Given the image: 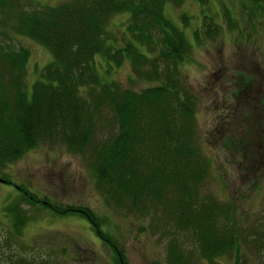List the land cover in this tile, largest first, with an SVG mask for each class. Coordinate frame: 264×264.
Masks as SVG:
<instances>
[{
	"label": "trees",
	"instance_id": "16d2710c",
	"mask_svg": "<svg viewBox=\"0 0 264 264\" xmlns=\"http://www.w3.org/2000/svg\"><path fill=\"white\" fill-rule=\"evenodd\" d=\"M33 1L39 0H0V166L41 142L61 141L74 151L91 152L97 186L114 204L138 213L158 209L191 228L199 245L170 238L169 264H216L228 253L236 261L243 243L264 253V208L244 228L232 220L230 201L201 192L209 162L194 140V90L180 74L192 44L163 13L164 2L184 0H60L30 6ZM249 3L255 15L264 12L263 0ZM123 11L126 22L115 27L118 36L108 26L113 14ZM219 11L227 25L237 26L228 6L221 4ZM202 15L192 30L195 42L214 38L221 27L214 13ZM187 18L182 14L183 26ZM13 34L28 36L51 53L30 93L24 78L29 50L13 45ZM126 62L153 83L138 90L123 86L111 70ZM256 103L264 153V106L262 100ZM232 141L247 151L248 140ZM84 214L96 222L91 211ZM116 250L114 259L125 264L122 250ZM8 258L7 264H41L15 251Z\"/></svg>",
	"mask_w": 264,
	"mask_h": 264
},
{
	"label": "rangeland",
	"instance_id": "374dc122",
	"mask_svg": "<svg viewBox=\"0 0 264 264\" xmlns=\"http://www.w3.org/2000/svg\"><path fill=\"white\" fill-rule=\"evenodd\" d=\"M58 1H33L30 6ZM221 4L228 6L236 27L227 25ZM251 5L249 0H207L202 5L184 0L163 6V13L184 29L192 44L180 74L194 90V140L209 162L201 192L230 201L232 220L244 228L264 208V153L256 106L261 100L264 106V12L255 15ZM207 12L214 13L221 27L214 38L195 42L192 30ZM182 14L188 16L185 26ZM125 18L126 11L111 18L114 23L108 27L118 36ZM12 36L13 45L29 50L24 78L30 93L51 53L28 36ZM111 72L123 86L135 90L153 83L138 76L128 62ZM240 137L248 140L247 151L232 141ZM3 175L10 182L0 180V264H7L14 251L41 264H119L114 259L116 247L125 264H169L165 249L170 238L199 245L190 227L182 228L158 209L147 207L138 213L114 204L97 186L88 150L74 151L61 141L41 142L0 166ZM51 207L72 210L56 212ZM85 209L95 215L94 224L84 216ZM240 247L239 259L232 261L228 253L216 264H264V253L244 243Z\"/></svg>",
	"mask_w": 264,
	"mask_h": 264
},
{
	"label": "water",
	"instance_id": "95a60500",
	"mask_svg": "<svg viewBox=\"0 0 264 264\" xmlns=\"http://www.w3.org/2000/svg\"><path fill=\"white\" fill-rule=\"evenodd\" d=\"M1 181H5L4 179L0 178Z\"/></svg>",
	"mask_w": 264,
	"mask_h": 264
}]
</instances>
